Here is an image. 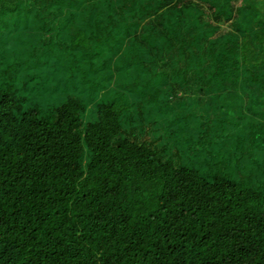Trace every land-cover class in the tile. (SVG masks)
Listing matches in <instances>:
<instances>
[{
	"label": "trees",
	"instance_id": "1",
	"mask_svg": "<svg viewBox=\"0 0 264 264\" xmlns=\"http://www.w3.org/2000/svg\"><path fill=\"white\" fill-rule=\"evenodd\" d=\"M5 16L131 83L85 126L81 98L40 116L0 94V264H264V0H0ZM146 74L195 98L175 147L123 129Z\"/></svg>",
	"mask_w": 264,
	"mask_h": 264
},
{
	"label": "rangeland",
	"instance_id": "2",
	"mask_svg": "<svg viewBox=\"0 0 264 264\" xmlns=\"http://www.w3.org/2000/svg\"><path fill=\"white\" fill-rule=\"evenodd\" d=\"M46 23L52 24L50 20ZM55 24L62 25L60 21ZM67 42L63 31L53 26L43 29L42 22L32 17H0V94L14 95L18 107L16 113L33 109L42 116L63 105L69 97H78L86 105L81 117L85 126L98 121V104L110 102L117 93L129 94L127 85L131 80L128 67L120 72L115 70L114 63L102 67L101 61L110 62L111 54L94 59L95 69L90 70L88 64L82 62L69 67ZM153 79L146 74L138 80V90L131 92L138 104L123 113L121 122L123 129L133 132L137 139L158 149L170 148L169 145L173 146L171 138L184 137L180 129L186 127V134L193 133L198 106L191 96L183 99L172 97L159 79ZM139 91L152 97L145 99ZM178 117L188 118L186 124ZM171 129L176 130L173 136L169 132ZM174 149L175 152L178 149L180 155L176 158V154L173 157L172 153L164 154L163 151L164 160L179 163L180 158L186 157L182 148Z\"/></svg>",
	"mask_w": 264,
	"mask_h": 264
}]
</instances>
